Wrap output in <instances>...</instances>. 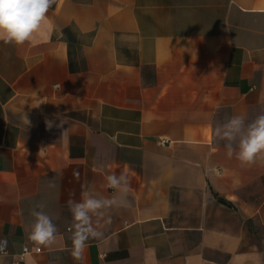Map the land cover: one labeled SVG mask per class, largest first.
Returning <instances> with one entry per match:
<instances>
[{
    "label": "crops",
    "instance_id": "obj_1",
    "mask_svg": "<svg viewBox=\"0 0 264 264\" xmlns=\"http://www.w3.org/2000/svg\"><path fill=\"white\" fill-rule=\"evenodd\" d=\"M47 17L0 42V264L24 246L23 264H264V161L213 137L264 111V0H57ZM121 172L129 204L77 261L68 201L110 197ZM38 202L58 228L40 252Z\"/></svg>",
    "mask_w": 264,
    "mask_h": 264
},
{
    "label": "clouds",
    "instance_id": "obj_2",
    "mask_svg": "<svg viewBox=\"0 0 264 264\" xmlns=\"http://www.w3.org/2000/svg\"><path fill=\"white\" fill-rule=\"evenodd\" d=\"M56 2L57 0H0V42L14 46L31 42L41 32L48 19L47 13ZM56 119H59V124L55 120L46 119L47 128L62 127L65 118L56 114ZM213 137L217 142H225L226 154L229 157L235 156L242 165H251L257 160L264 161V111L247 123L243 115L226 118L224 123H218L214 127ZM73 175L79 177L78 172ZM105 179L106 187L113 190L110 197H98L91 191L84 190L79 201H68L72 214V225L69 228L72 242L70 252L77 261L82 259L90 239L103 238L104 232L98 230L97 225L105 218V210L129 204L132 189L127 173L111 174ZM45 207L43 202H38L30 213L34 221L27 239L37 250L54 244L58 233L54 217L44 211ZM109 222L110 220H105V223ZM5 247L6 242L0 243V251Z\"/></svg>",
    "mask_w": 264,
    "mask_h": 264
},
{
    "label": "built area",
    "instance_id": "obj_3",
    "mask_svg": "<svg viewBox=\"0 0 264 264\" xmlns=\"http://www.w3.org/2000/svg\"><path fill=\"white\" fill-rule=\"evenodd\" d=\"M5 242H6V247L2 251H0V254L7 253V241L5 239H3V240L0 241V243H5ZM40 251H41V249H39V250L36 249V252H40ZM29 252H30L29 247L24 246L23 247V250H22V253L18 255V260L16 261L15 264H23L24 257Z\"/></svg>",
    "mask_w": 264,
    "mask_h": 264
}]
</instances>
